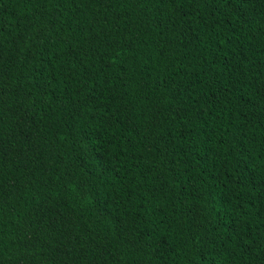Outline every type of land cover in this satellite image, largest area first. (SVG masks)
Instances as JSON below:
<instances>
[{"label":"trees","instance_id":"16d2710c","mask_svg":"<svg viewBox=\"0 0 264 264\" xmlns=\"http://www.w3.org/2000/svg\"><path fill=\"white\" fill-rule=\"evenodd\" d=\"M0 264H264V0H0Z\"/></svg>","mask_w":264,"mask_h":264}]
</instances>
